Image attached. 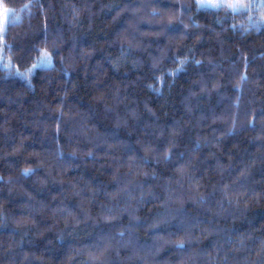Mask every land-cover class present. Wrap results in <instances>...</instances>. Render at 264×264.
Listing matches in <instances>:
<instances>
[{
  "label": "trees",
  "instance_id": "obj_1",
  "mask_svg": "<svg viewBox=\"0 0 264 264\" xmlns=\"http://www.w3.org/2000/svg\"><path fill=\"white\" fill-rule=\"evenodd\" d=\"M249 2L0 0V264H264Z\"/></svg>",
  "mask_w": 264,
  "mask_h": 264
},
{
  "label": "snow or ice",
  "instance_id": "obj_2",
  "mask_svg": "<svg viewBox=\"0 0 264 264\" xmlns=\"http://www.w3.org/2000/svg\"><path fill=\"white\" fill-rule=\"evenodd\" d=\"M29 6L27 4L24 5V9H27ZM196 7L197 9L200 8H213V9H220V8H227L230 9L233 13H243V12H250L253 7H256L255 4L249 2L245 3V0H196ZM259 7L264 8V3H261ZM9 15L15 16V12L9 11ZM264 19V17H262ZM51 54L46 50H42L39 54V64H45L50 62ZM183 63V62H181ZM199 63V61H197ZM10 65V62H9ZM38 65L34 64L32 67L36 68ZM29 70V74H30ZM22 77L27 78L25 74H20ZM241 79H246V77H242ZM166 158H168L166 156ZM26 172L30 170H25Z\"/></svg>",
  "mask_w": 264,
  "mask_h": 264
},
{
  "label": "rangeland",
  "instance_id": "obj_3",
  "mask_svg": "<svg viewBox=\"0 0 264 264\" xmlns=\"http://www.w3.org/2000/svg\"><path fill=\"white\" fill-rule=\"evenodd\" d=\"M2 56H3V54H2V47H1V45H0V61H2ZM1 63V62H0ZM3 65H5V66H9V64H8V62H4V63H2Z\"/></svg>",
  "mask_w": 264,
  "mask_h": 264
}]
</instances>
